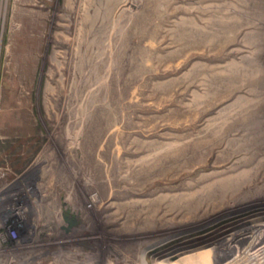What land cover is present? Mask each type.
Returning <instances> with one entry per match:
<instances>
[{
	"label": "rangeland",
	"instance_id": "rangeland-1",
	"mask_svg": "<svg viewBox=\"0 0 264 264\" xmlns=\"http://www.w3.org/2000/svg\"><path fill=\"white\" fill-rule=\"evenodd\" d=\"M263 105L264 0H0V264H185L239 218L201 236L223 219L171 196L261 163ZM254 172L236 264H264Z\"/></svg>",
	"mask_w": 264,
	"mask_h": 264
},
{
	"label": "bare ground",
	"instance_id": "bare-ground-1",
	"mask_svg": "<svg viewBox=\"0 0 264 264\" xmlns=\"http://www.w3.org/2000/svg\"><path fill=\"white\" fill-rule=\"evenodd\" d=\"M260 109H264V105L260 107ZM246 126H248V124H246ZM249 126H252V129H258L259 132L256 133L258 135H253L261 137L262 140H264V117H260L259 115L257 121L249 124ZM258 168H262L264 171V158L261 160V163H258V165H256L254 168H250L248 170H240L239 172H237L236 169L234 170L233 168H227L226 170H216L211 174H208L206 178L210 180L207 183L198 186L195 191L190 192L189 194L183 192L184 194H175L171 196V198H173L172 200L174 201L173 203H176L178 205V212H182V218L176 224L177 226L179 225L182 228H188L190 225L194 224L198 226H204L210 223L212 224V222L215 221L217 222V220L219 221V219H223L222 221H219L218 223H215L213 225L210 224V227L203 230L199 234L201 236L206 237V235L210 234L209 232L211 230L216 228L217 230H219L225 227L226 223L230 224L233 219L239 218L237 221L239 222V224H236L235 226V233L230 234L227 233L228 231H226V233L224 232V236L222 234L215 237L214 239H209L210 241H207V243L198 244L197 247L192 249L190 254L187 251V253H183L184 251L181 252L182 256L180 259L182 261L180 260V263L184 262L185 264H221L227 261L229 264L230 261H228L227 259H230L233 264L237 263H234L233 261L239 260L238 258L242 256V254L241 256L239 255V251L237 250L239 249V245L241 244H237L239 243L237 240H240L241 237L244 236L245 232L248 231V226L246 224L247 219L244 216L253 215L256 212L258 213L260 209H263V206L260 204L256 205L255 207L248 206L254 203L252 201H249L248 203H243L238 208L234 209V211H232V209L222 208V203H224L225 200H230L233 196L237 195L240 191H242L246 184L251 185L257 183L258 176L256 175V172H254V169ZM92 200L90 201L94 202L95 199ZM262 202H264V200ZM211 207L212 213L207 215V211ZM244 219L246 221L241 223V221H243ZM164 243L165 239L152 243L151 246L148 247V250H146L145 254ZM262 243H264V239L262 240ZM253 254L255 255V253ZM241 262H243L244 264L245 260Z\"/></svg>",
	"mask_w": 264,
	"mask_h": 264
},
{
	"label": "water",
	"instance_id": "water-1",
	"mask_svg": "<svg viewBox=\"0 0 264 264\" xmlns=\"http://www.w3.org/2000/svg\"><path fill=\"white\" fill-rule=\"evenodd\" d=\"M61 219L58 222L60 228L66 232H68L72 227L78 225L80 222L77 213L72 211H63L61 213Z\"/></svg>",
	"mask_w": 264,
	"mask_h": 264
}]
</instances>
